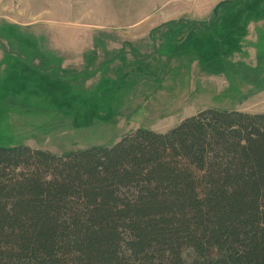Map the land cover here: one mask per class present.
Listing matches in <instances>:
<instances>
[{"label":"trees","instance_id":"1","mask_svg":"<svg viewBox=\"0 0 264 264\" xmlns=\"http://www.w3.org/2000/svg\"><path fill=\"white\" fill-rule=\"evenodd\" d=\"M0 264H264V112L203 108L62 154L0 146Z\"/></svg>","mask_w":264,"mask_h":264},{"label":"rangeland","instance_id":"2","mask_svg":"<svg viewBox=\"0 0 264 264\" xmlns=\"http://www.w3.org/2000/svg\"><path fill=\"white\" fill-rule=\"evenodd\" d=\"M261 51L264 0H0V146L60 153L264 110Z\"/></svg>","mask_w":264,"mask_h":264},{"label":"crops","instance_id":"3","mask_svg":"<svg viewBox=\"0 0 264 264\" xmlns=\"http://www.w3.org/2000/svg\"><path fill=\"white\" fill-rule=\"evenodd\" d=\"M194 27H196V26H194ZM253 30H254V28H252L251 27V29H250V32L252 31L253 32ZM239 32H240V30H239ZM251 32V33H252ZM234 34H237V35H239L240 36V34H238V33H234ZM252 38L255 40L256 38H257V35L255 34V33H252ZM240 40H241V36H240V38H239ZM240 40H239V42L238 43H236L235 44V47H234V50H231L234 54H237L238 56H240V57H242V53H240V51L242 50V46L240 45ZM216 53L219 55V51H216ZM223 54V53H222ZM222 54H220V55H222ZM257 51H256V56H257ZM260 54L262 55L261 57H257V61H259V59L262 61L261 62V65H264V52H260ZM257 61L255 60V62H256V64H257ZM255 64V63H254ZM255 64V65H256ZM90 67H92V65H90ZM147 90H144V89H142L140 92H137V95H142V94H144V93H147L146 92ZM142 96H147V95H142ZM149 96V95H148ZM238 110V109H237ZM240 111H242V110H240ZM246 112H264V110H260V111H252V110H246ZM169 129V128H168ZM25 144V143H24ZM69 150H67V151H64V152H68ZM64 152H60V153H57V154H62V153H64ZM53 153H55V152H53Z\"/></svg>","mask_w":264,"mask_h":264},{"label":"bare ground","instance_id":"4","mask_svg":"<svg viewBox=\"0 0 264 264\" xmlns=\"http://www.w3.org/2000/svg\"><path fill=\"white\" fill-rule=\"evenodd\" d=\"M3 26V25H2ZM4 27V26H3Z\"/></svg>","mask_w":264,"mask_h":264}]
</instances>
